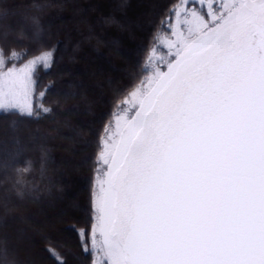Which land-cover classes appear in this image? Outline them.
I'll return each mask as SVG.
<instances>
[{
  "label": "snow or ice",
  "instance_id": "snow-or-ice-1",
  "mask_svg": "<svg viewBox=\"0 0 264 264\" xmlns=\"http://www.w3.org/2000/svg\"><path fill=\"white\" fill-rule=\"evenodd\" d=\"M161 24L169 58L105 138L81 250L90 264H264V0H179ZM17 55L0 49V110L39 116L17 103L35 83V62L5 63Z\"/></svg>",
  "mask_w": 264,
  "mask_h": 264
},
{
  "label": "trees",
  "instance_id": "trees-1",
  "mask_svg": "<svg viewBox=\"0 0 264 264\" xmlns=\"http://www.w3.org/2000/svg\"><path fill=\"white\" fill-rule=\"evenodd\" d=\"M178 2L0 0V49L18 54L5 63L55 61L35 74L39 116L0 111V134L19 130L1 148L0 264H90L80 242L93 241L98 143Z\"/></svg>",
  "mask_w": 264,
  "mask_h": 264
},
{
  "label": "rangeland",
  "instance_id": "rangeland-1",
  "mask_svg": "<svg viewBox=\"0 0 264 264\" xmlns=\"http://www.w3.org/2000/svg\"><path fill=\"white\" fill-rule=\"evenodd\" d=\"M229 2H230V0H229ZM166 36H169L168 29H167L166 25H162L161 31L156 33L154 35V37L152 38L150 50L148 51V58H146V64H145L146 68L154 67L157 61H161L162 59L166 61L169 58V56H168V45L163 42L164 39L166 38ZM171 38L174 39V37H171ZM153 52H155V58L154 59H153ZM45 55L46 54L41 55V56L36 57V58H33V59H30L25 64L20 65V66H16V67L17 68H23L24 66L35 62L34 76H33V79L35 82V74L40 70L49 68V66L51 65L52 56H49L48 60L45 61L44 60ZM150 59L152 60L151 64L148 63V61ZM148 75H150V73ZM141 76H142L141 77L142 81H146L147 76L145 75V73H143V75H141ZM140 83H141V80H140ZM140 87H141V84L140 85L138 84L134 90H132L126 97H124L122 100H120L116 104L117 106L115 108L114 118L110 122V124L107 126V128L105 129L104 137L102 136V140L100 139V141L98 143L99 144L98 152H100L102 150L104 142H105V138L107 136L121 134L128 127V125L130 123L129 118L134 117L135 112L137 111L138 100L133 97V93H135ZM143 87L147 88V84H144ZM34 94H35V83L33 86V90L27 96H25L24 94H20L17 97V103H19L21 105L28 104V105L33 106ZM118 116L120 117L119 124H117V117ZM17 131H19L17 128L11 126L8 133L3 132L0 134V161L2 160L1 148L5 147L4 144L8 145L10 143V140H12V137L16 136ZM102 170H103V165L101 164V165H99V172L96 170V179H95V183H94V190L96 187L97 178L100 175V173L102 172ZM53 236H55V235H53ZM92 236H93V231H92ZM55 239L59 240L57 238V236ZM101 242L102 241L99 238H97L95 240V243H97V244H99ZM92 243H93V241H92ZM61 249H62V247H61ZM68 255L70 256V258L73 257V255L70 253H68ZM37 264H42L39 259L37 260Z\"/></svg>",
  "mask_w": 264,
  "mask_h": 264
}]
</instances>
